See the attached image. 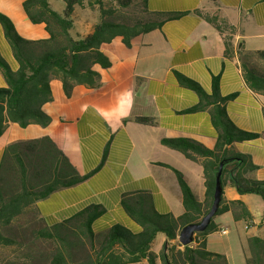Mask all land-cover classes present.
<instances>
[{"label":"crops","instance_id":"0c3cea01","mask_svg":"<svg viewBox=\"0 0 264 264\" xmlns=\"http://www.w3.org/2000/svg\"><path fill=\"white\" fill-rule=\"evenodd\" d=\"M24 1L0 0V14L11 21L20 37L32 41L48 39L44 24H33L28 19ZM146 7L149 12L180 16L135 37L130 47L120 37L102 44L100 51L111 65L107 69L93 67L100 75L98 89L76 86L66 97L61 82L53 79L52 100L42 107L50 118L49 125L21 128L10 123L0 137V163L8 145L49 137L77 172L88 176L84 182L36 202L35 209L48 227L72 218L88 206L98 205L105 212L92 224L96 235L114 225L137 234L141 228L125 212L122 199L140 192L148 194L158 214L177 218L184 208L172 169L182 174L197 201L204 202L200 162L190 161L161 144L163 139H188L209 150L216 145L218 134L209 109L189 111L199 98L179 86L176 74L196 82L207 95L212 93L213 78H217L220 96L234 95L224 105L228 119L237 129L260 136L234 143L232 148L248 156L256 167L244 177L264 182V95L254 93L245 83L237 54L238 50L252 53L264 49V0H146ZM54 11L62 14L64 7ZM82 11L85 8L74 11L70 32L74 39L91 33L98 22V18L87 13L85 18H78ZM206 17L213 19L220 31ZM226 39L232 44L229 56L225 55ZM0 56L11 71L17 70L1 26ZM257 64L264 73V64ZM6 86L0 71V88ZM127 92L132 93L134 100L131 106ZM136 118L152 119L153 124H139ZM222 198L224 204L242 202L251 214L249 229L244 222L234 221L231 212L213 219L217 231L206 237V248L224 255L230 264L235 248L245 256L247 240L262 238L264 227L258 226L264 223V202L257 195L238 194L228 181L223 185ZM241 224L251 230L246 237L238 233ZM232 229L235 235L229 237ZM222 230L226 234L222 235ZM164 242L165 236L158 234L151 250L158 254Z\"/></svg>","mask_w":264,"mask_h":264},{"label":"trees","instance_id":"16d2710c","mask_svg":"<svg viewBox=\"0 0 264 264\" xmlns=\"http://www.w3.org/2000/svg\"><path fill=\"white\" fill-rule=\"evenodd\" d=\"M61 1L65 6L62 14L52 10L48 0H26L23 3L30 22L44 24L49 35L45 40L20 37L11 21L0 14V26L18 64L17 70L11 71L0 56V71L7 85L0 88V137L10 123L21 128L49 125L50 118L42 107L52 100L50 84L53 79L61 82L66 97L71 96L76 86L98 89L100 75L93 67L99 65L107 69L111 65L100 51L102 44L120 37L123 44L130 47L135 37L180 16L149 12L146 0ZM86 7L96 9L98 22L91 33L74 39L70 33L74 11ZM206 20L220 31L213 19L206 17ZM231 48L230 39H226V56L230 55ZM237 54L245 83L254 93L264 95V73L257 64H264V49L252 53L238 50ZM175 77L179 86L193 91L199 98V103L189 111L209 109L212 125L218 134L213 150L188 139L161 140L162 145L178 151L186 159L200 162L204 175V202L197 201L182 174L172 169L184 208V213L177 218L158 214L148 194L140 192L125 195L122 199L125 212L141 228L137 234L114 225L104 234L96 235L92 224L105 212L98 205L88 206L72 218L48 227L35 209L36 202L58 190L80 184L88 176H81L49 137L16 142L4 149L0 163V248L16 247L20 253L22 243L7 230L23 216H28L29 223L22 228V233L29 232L34 242L42 241L54 248L49 255H43L34 252L33 243L29 245L27 241L24 255L18 254L11 264H136L142 260L147 264H229L224 255L206 248V237L217 231L214 218L205 231L195 234L194 242L189 246L180 245L178 235L183 227L200 221L208 211L221 163H224L223 185L228 181L238 194L257 195L264 202V182L244 177L256 167L248 156L238 154L232 148L234 143L252 141L260 135L241 131L231 123L224 105L234 95L221 97L217 78H213L212 93L207 95L196 82L179 74ZM135 122L153 124L148 118H136ZM227 212L232 213L234 221L251 224V214L242 202L224 204L222 198L216 216ZM158 234L165 236V242L156 254L151 250V244ZM244 251L245 264H264V239L249 238Z\"/></svg>","mask_w":264,"mask_h":264},{"label":"rangeland","instance_id":"374dc122","mask_svg":"<svg viewBox=\"0 0 264 264\" xmlns=\"http://www.w3.org/2000/svg\"><path fill=\"white\" fill-rule=\"evenodd\" d=\"M106 2H111L112 0H105ZM51 7L54 10H60L62 7L64 6V3L61 0H51ZM86 11H82L80 12V14L78 15V18H85V13H87L90 16L96 17L99 19V15L98 12L95 10H90L88 9V7L85 8ZM133 12V11H132ZM97 19V20H98ZM74 34V32H73ZM28 216H23L21 219L18 220L17 223H15V225L17 226H13L10 230H7V233L10 235L15 236L16 240L20 241L22 243V250L20 251V253L18 252V249L16 247H10V248H0V264H11L13 261L16 260V257H18V254L24 255V253L26 252L25 250V246L24 245H30V243H33V251L34 252H40L43 255H49V252H51L54 248V246H49L48 244L42 242V241H36L34 242L30 237H29V232H25L22 233V228L27 227L29 221H28ZM252 225H247V228H251ZM259 228H263L264 227V223L261 222L258 226ZM238 233L242 236V237H246L247 233L251 230L244 229V226L241 224L238 227ZM235 230L232 229L231 234L229 235V237H232L235 235ZM261 236V235H260ZM264 236V233L262 234V238ZM22 237V240L20 239ZM219 242L222 243L223 239L218 238ZM28 241V244L26 243ZM247 244V243H246ZM247 246V245H246ZM245 253V251H244ZM20 255V256H21ZM244 254L242 253V250L238 248L234 249L233 255L231 257V261L230 264H245V259H244ZM42 264H47V263H42Z\"/></svg>","mask_w":264,"mask_h":264},{"label":"water","instance_id":"95a60500","mask_svg":"<svg viewBox=\"0 0 264 264\" xmlns=\"http://www.w3.org/2000/svg\"><path fill=\"white\" fill-rule=\"evenodd\" d=\"M224 163H221L215 176V184L212 195L211 205L206 214L196 223L186 225L181 229L178 235V242L182 246H189L194 242V236L197 233H201L207 229L211 220L216 216L219 209L222 195H223V184H222V171Z\"/></svg>","mask_w":264,"mask_h":264},{"label":"clouds","instance_id":"9594fccd","mask_svg":"<svg viewBox=\"0 0 264 264\" xmlns=\"http://www.w3.org/2000/svg\"><path fill=\"white\" fill-rule=\"evenodd\" d=\"M125 95L128 96V99H129V105L131 106V103L134 102L133 97H132V93H131V92H127V93H125ZM104 115L107 116V113H104Z\"/></svg>","mask_w":264,"mask_h":264},{"label":"built area","instance_id":"2783aa9c","mask_svg":"<svg viewBox=\"0 0 264 264\" xmlns=\"http://www.w3.org/2000/svg\"><path fill=\"white\" fill-rule=\"evenodd\" d=\"M221 234H222V235L226 234V231H225V230H222V231H221Z\"/></svg>","mask_w":264,"mask_h":264}]
</instances>
